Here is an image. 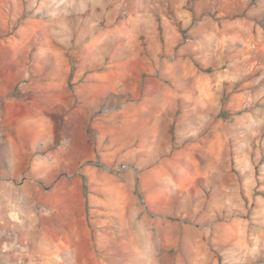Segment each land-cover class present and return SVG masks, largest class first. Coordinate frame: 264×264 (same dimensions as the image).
<instances>
[{
	"label": "rangeland",
	"instance_id": "rangeland-1",
	"mask_svg": "<svg viewBox=\"0 0 264 264\" xmlns=\"http://www.w3.org/2000/svg\"><path fill=\"white\" fill-rule=\"evenodd\" d=\"M33 80L51 170H0V264H264V0H0V103Z\"/></svg>",
	"mask_w": 264,
	"mask_h": 264
},
{
	"label": "crops",
	"instance_id": "crops-1",
	"mask_svg": "<svg viewBox=\"0 0 264 264\" xmlns=\"http://www.w3.org/2000/svg\"><path fill=\"white\" fill-rule=\"evenodd\" d=\"M118 78L114 71L94 72L81 82L83 105L89 113L103 99L121 91ZM53 89L52 81L21 83L16 94L0 103V122L5 126L4 140L0 139V170H51L49 166L42 165V155L38 151L44 146L45 156L50 155L47 146L54 139L53 119L43 113L40 105L42 94L47 99L53 94ZM93 121L98 127L100 122ZM2 150L4 156L1 155Z\"/></svg>",
	"mask_w": 264,
	"mask_h": 264
},
{
	"label": "built area",
	"instance_id": "built-area-1",
	"mask_svg": "<svg viewBox=\"0 0 264 264\" xmlns=\"http://www.w3.org/2000/svg\"><path fill=\"white\" fill-rule=\"evenodd\" d=\"M125 107V104H120L114 108H108L105 110L106 113H113L116 111H120L121 109H123ZM106 170H111V168H105ZM126 169V166H118L115 167L113 170H117L118 172H121L122 170Z\"/></svg>",
	"mask_w": 264,
	"mask_h": 264
},
{
	"label": "trees",
	"instance_id": "trees-1",
	"mask_svg": "<svg viewBox=\"0 0 264 264\" xmlns=\"http://www.w3.org/2000/svg\"><path fill=\"white\" fill-rule=\"evenodd\" d=\"M208 72H209V71H208ZM72 76H73V72L71 73V76H70V77L72 78Z\"/></svg>",
	"mask_w": 264,
	"mask_h": 264
}]
</instances>
